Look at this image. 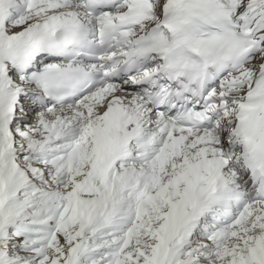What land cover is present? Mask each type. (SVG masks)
I'll use <instances>...</instances> for the list:
<instances>
[{
  "label": "snow or ice",
  "instance_id": "snow-or-ice-1",
  "mask_svg": "<svg viewBox=\"0 0 264 264\" xmlns=\"http://www.w3.org/2000/svg\"><path fill=\"white\" fill-rule=\"evenodd\" d=\"M0 264H264V0H0Z\"/></svg>",
  "mask_w": 264,
  "mask_h": 264
}]
</instances>
